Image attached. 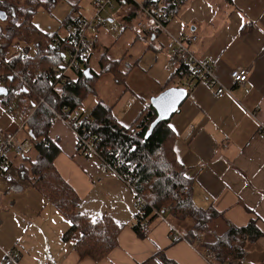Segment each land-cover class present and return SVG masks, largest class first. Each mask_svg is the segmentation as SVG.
I'll return each instance as SVG.
<instances>
[{"label":"crops","instance_id":"1","mask_svg":"<svg viewBox=\"0 0 264 264\" xmlns=\"http://www.w3.org/2000/svg\"><path fill=\"white\" fill-rule=\"evenodd\" d=\"M75 4L79 6V0H57L52 12L39 7L32 21L52 34ZM171 21L175 32L181 31L180 21L191 30L183 34L197 36L193 52L210 61L219 81L231 88V95L215 98V88L195 75L176 83L188 92L168 122L176 136L175 157L195 179L198 198L210 200L233 225L243 227L253 220L262 232L248 246L244 262L236 264H264V0H192ZM160 35L149 39L155 42ZM163 37L162 43L167 40ZM136 39L147 38L135 34ZM154 45L162 49L160 42ZM235 68L250 69L247 81L232 82L230 72ZM120 98L114 111L122 124L129 125L145 100L134 102L128 97L117 104ZM53 123L60 124L50 134L62 136L54 164L77 192V210L91 219L108 214L125 226L107 257L99 261L80 257L73 250L78 234L62 239L70 221L20 179L21 161L11 153L10 165L0 177V259L4 249L16 252L20 264H162L156 256L163 251L177 264H215L186 239L172 241L163 220L155 221L144 238L137 237L129 225L135 213L133 193L97 159L77 156L75 134L61 121ZM17 124L9 120L6 106L0 105V134H13ZM39 201L42 208L33 205ZM225 229L221 219L212 224L215 232Z\"/></svg>","mask_w":264,"mask_h":264},{"label":"trees","instance_id":"2","mask_svg":"<svg viewBox=\"0 0 264 264\" xmlns=\"http://www.w3.org/2000/svg\"><path fill=\"white\" fill-rule=\"evenodd\" d=\"M57 0H3L0 1V11L5 18L0 17V74L7 76L3 86L7 94L0 96V103L6 106L11 100L19 98L22 113L25 115L39 96H45L47 102L55 107L67 105L70 111H78L80 121L91 136H96L95 153L81 154L76 143L77 154L85 158L97 159L107 170L117 176L133 193L147 200L141 210L135 211L129 224L139 238L147 236L153 223L165 219L183 233V239L189 241L201 252H209L215 264H226L231 259L245 255L250 244L256 241L262 232L251 220L246 226L238 227L223 218L210 200H202L197 196V183L187 174L188 167L181 164L174 154L176 136L169 120L159 122L148 137H145L150 123L156 117L155 110L148 103L140 110L129 125L122 124L116 117L115 103H105L98 100L87 113L79 112L82 102L88 94L94 91L91 79L99 76L90 67L92 78H86L83 70L88 68V62L93 55L97 34L87 45L90 49L89 58L82 62L76 79H72L58 87L55 84V74L52 67L62 69L68 55H73L75 46L69 39H77L82 17L77 14L78 5H73L69 14L61 21L59 27L52 34H46L33 23L32 18L39 7L46 8ZM121 6H132L134 10L125 12L123 27H131L132 18L142 17L132 0H113ZM153 2L155 6L169 17H178L192 0H144ZM91 7L92 0H90ZM115 7V4H114ZM49 9V8H48ZM114 9V8H113ZM112 9V10H113ZM111 10V11H112ZM137 20V21H138ZM71 27L67 32L66 28ZM136 26V25H135ZM97 28H105L97 25ZM106 29V28H105ZM120 27L116 31L118 32ZM137 36L166 35L157 28H135ZM63 32V35L61 34ZM95 36V37H94ZM150 42L154 48H158ZM162 45V51L166 45ZM59 46L57 52L54 45ZM16 46L21 49L15 50ZM17 51H21L20 55ZM103 72L113 75L114 83L119 84L127 71L119 70L114 73L113 64L119 60H109ZM111 64V65H110ZM40 71V74L37 72ZM170 75L162 86V90L177 85L183 79L195 75L184 62L178 58L177 65L169 68ZM112 72V73H111ZM196 79L198 78L195 75ZM21 78L31 86L25 91ZM124 82V81H123ZM177 83V84H176ZM127 87L123 88L124 93ZM69 114V113H68ZM52 112L44 105H39L28 119L25 130L18 134L21 140L28 139L32 149L20 156L18 173L21 180L26 181L44 199L51 204L60 215L70 221L71 226L63 234L62 239L68 240L74 234L78 238L74 241L73 250L80 256H87L99 261L117 246V237L125 224L117 222L112 216L103 214L91 219L77 209L80 198L77 192L59 174L54 160L60 152L57 136L50 134ZM25 134V136H21ZM6 135V134H5ZM4 172H1L0 177ZM100 180V179H99ZM223 220L226 229L223 232L212 230V224ZM207 237V238H206ZM209 238V239H208ZM182 240V239H178ZM174 240V241H178ZM173 241V240H172ZM162 264H177L167 258L163 251L156 256Z\"/></svg>","mask_w":264,"mask_h":264},{"label":"built area","instance_id":"3","mask_svg":"<svg viewBox=\"0 0 264 264\" xmlns=\"http://www.w3.org/2000/svg\"><path fill=\"white\" fill-rule=\"evenodd\" d=\"M136 7L138 8V13L142 17L136 23L138 28L142 29H151L157 28L166 35V45L164 47V54L166 56V65L168 68H174L177 65V60L180 57H183L184 62L191 68L193 73L198 77V79L204 82L208 87H214L213 96L215 98H221L226 95H231V88L223 85L216 73L214 66L203 57H198L195 55L192 49L193 43L197 41L196 35H185L175 32L171 24L173 21L169 19L164 13H162L153 2H137L132 0ZM92 14L90 17H82L78 20L80 25V30L77 39H69L73 42L75 46V51L73 55L67 57L65 66L62 69L59 67H52L51 72L48 73V76H51V73L55 74V81L59 82L61 85L66 83L69 80L76 79L78 73L82 68V62L86 61L90 56V49L87 47L91 40V35L93 31L96 30L97 25L105 27L109 31H116L118 25L108 13L111 12L114 8L113 0H92ZM111 19L112 21H110ZM67 32L71 31V27L66 28ZM181 32V31H180ZM55 51L59 49L58 44L54 45ZM20 55L22 52L19 53ZM250 69L249 68H235L230 72V77L234 84H241L247 81L249 77ZM40 74V71L37 72ZM7 76L5 74H0V82L4 83ZM23 88L25 91L30 90V85L23 78L20 79ZM3 86V84H2ZM19 98L11 100L6 105V111L8 112L9 120L11 122H18L17 128L13 134H0V174L10 165V154L14 156H22L28 153L32 149V144L30 140L25 139L21 140L18 137V134L25 130V125L28 119L31 117L33 112L39 105H44L52 112V122L61 121L63 122L74 134H76V129L81 128V132H78L77 148L81 154H90L95 153V145L98 140L96 137H91L89 132L86 131L84 127L81 126L79 118H77L78 113H72L69 116L66 114L69 111L67 105H62L59 108L51 106L47 100L45 101L42 96H39L38 100L32 104V107L29 111L23 115L22 108L19 104ZM88 143V144H87ZM147 204V200L141 196H134L133 206L135 211L142 209L144 205ZM159 218L167 222L169 226V235L171 240L183 239V233L174 225L170 224L164 217L162 213L158 214ZM3 256L0 259V264H20L19 257L16 252L11 250H4ZM211 253L205 252V257L210 258ZM244 257L241 256L236 259L229 260L226 264H236L243 263Z\"/></svg>","mask_w":264,"mask_h":264},{"label":"rangeland","instance_id":"4","mask_svg":"<svg viewBox=\"0 0 264 264\" xmlns=\"http://www.w3.org/2000/svg\"><path fill=\"white\" fill-rule=\"evenodd\" d=\"M136 1L143 2L144 0ZM114 4V9L112 11L110 10L111 12L105 13H108L113 19H115L120 29L116 33L109 32L105 28H97L93 31V34H97L98 39L96 40L95 46L92 48L93 55L88 62V68L90 67L94 72L98 73L99 76L91 79V84L94 88V91L88 94V96L82 102L81 107L79 108V112L82 113H87V111H89L94 103H96L98 100H101L105 103H113V101H117V98L119 99L121 95V100L120 102H117V104H121L125 98L132 97V101L143 98L145 100V105H147L150 98L154 96V94L156 95L162 91L161 88L170 75L169 68L166 65V56L163 51H161V49L154 48L152 44L150 45V42L152 43V41L149 40L146 41L142 39H136L133 41L135 35V29L133 28L136 27L135 25L138 18L135 16L132 18L130 25L131 27H123V21L128 20L123 17L125 12L133 11L134 7L128 6L125 8V6L123 7L119 5L116 1ZM52 7H54L53 4L50 5L48 3L46 8L42 9L47 12H52ZM77 11V13H82L86 18L90 17L93 12L90 5V0H79ZM178 25L181 30V32L179 31V34L184 33V31L191 32V30L187 27H184L180 21H178ZM163 38V35L158 36V39L155 40L154 44H158L159 42L162 44ZM14 49L18 50L21 49V47L16 46ZM105 58L109 60H119L118 63L113 64L112 71L114 73H117L119 70L127 71V69H130L128 76L123 77L119 84L114 83L112 74L103 72V68H105L108 64ZM82 68L84 69V66H82ZM2 84L3 83L0 82V86ZM124 87H127L128 90L126 92L130 91L132 92V95L129 93L124 94ZM42 97L46 101L45 96ZM0 105L2 106L1 103ZM57 124L53 123L50 130H56L55 125ZM66 128L68 129L67 126ZM58 135L59 136H55L58 138L62 137L60 134ZM60 143H62V140ZM75 154H77L76 151ZM16 157L20 161V158L18 156ZM115 203L118 204V199H116ZM33 205H38L40 208H42L43 204L41 201H39L34 202ZM45 210L46 213L49 214V208H46Z\"/></svg>","mask_w":264,"mask_h":264},{"label":"water","instance_id":"5","mask_svg":"<svg viewBox=\"0 0 264 264\" xmlns=\"http://www.w3.org/2000/svg\"><path fill=\"white\" fill-rule=\"evenodd\" d=\"M0 15L2 18L5 17V14L2 11H0ZM109 20L112 21L111 19ZM83 74L86 78L92 77L89 68L84 69ZM187 92L188 89L184 86H171L150 98L149 104L155 110L156 117L150 123L145 137L150 135L159 122L167 121L171 118V116L178 110L181 103L186 99ZM6 94V87L1 85L0 96Z\"/></svg>","mask_w":264,"mask_h":264},{"label":"bare ground","instance_id":"6","mask_svg":"<svg viewBox=\"0 0 264 264\" xmlns=\"http://www.w3.org/2000/svg\"><path fill=\"white\" fill-rule=\"evenodd\" d=\"M2 12H3V11H2ZM3 13H4V12H3ZM4 14H5V13H4ZM164 14H165V13H164ZM165 15H166V14H165ZM166 16H167V15H166ZM0 17H1V15H0ZM168 17H169V16H168ZM1 18H2V17H1ZM4 18H5V17H4ZM4 18H2V19H4ZM169 19L171 20V17H169ZM58 50H59V49H58ZM58 50H57V51H58ZM54 51H55V46H54ZM57 51H55V52H57ZM20 52H21V51H20ZM20 52H17V53H20ZM68 56H69V55H68ZM68 56H67V57H68ZM67 57H66V59H67ZM66 59H65V60H66ZM90 73H91V72H90ZM91 74H92V73H91ZM92 76H93V75H92ZM91 78H92V77H91ZM55 84H58V87L61 86V84H60L59 82H57V81H55ZM77 112H78V111H72V112H71L70 109H69V111H68L69 114L67 113L66 115L69 116L70 114H72V113L74 114V113H77ZM80 124H81L82 127H84V128L86 129V127L84 126V123H83L82 121H80ZM86 131L89 132L90 130L86 129ZM76 132H77V133H78V132H81V128H80V127L77 128V129H76ZM77 133L75 134V136H76V143H77V140H78V134H77ZM89 134H90V133H89ZM90 136H91V135H90ZM91 137H96V136H91ZM87 144H88V143H87ZM5 170H6V169H5ZM5 170H4L3 172H5Z\"/></svg>","mask_w":264,"mask_h":264}]
</instances>
